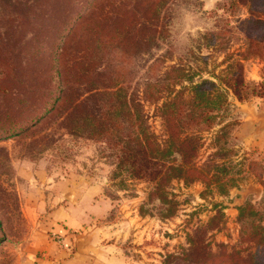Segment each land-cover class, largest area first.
Listing matches in <instances>:
<instances>
[{"label":"trees","instance_id":"trees-1","mask_svg":"<svg viewBox=\"0 0 264 264\" xmlns=\"http://www.w3.org/2000/svg\"><path fill=\"white\" fill-rule=\"evenodd\" d=\"M55 1L5 0L0 22H11L19 29L42 18L41 9ZM70 1L72 8H77L65 14L62 27L56 21L49 70L43 79L32 77L19 50L10 46L9 39L0 38V97L15 100L17 106L6 107L4 112L15 117L8 118V127L0 126V139L27 130L22 128L24 121L36 124L59 111L69 133H82L87 139L112 146L116 167L133 179H147L153 185L151 194L170 208L166 186L172 181L186 186L200 183L204 187L199 194L202 199L213 193L211 189L218 196H226L238 187V180L230 175L233 160L228 157L235 147L231 132L237 124L230 109L234 108L233 100L246 102L264 97V72L259 82L248 81L242 64L247 60L264 63V0H227L229 9L243 5L247 18H237L236 26L226 20L220 29L202 35L212 43L220 37L230 41L232 36L226 35L234 29L241 32L243 51L220 74L209 71V78H202L200 71L171 66L156 78H144L138 93L117 81L122 77L120 70L108 72L104 61L94 68V58L104 60L110 46L118 62L129 56L131 44L139 45L143 52L156 48L168 18L162 11L171 0ZM149 72H153L151 65ZM113 74L114 78H108ZM41 80L47 81L45 88L36 83ZM141 102L156 104L164 140L149 131ZM27 106L32 112L26 113L30 111ZM206 134L211 136L210 146L216 151L200 161ZM253 177L262 187V199L246 201L237 208V244H220L212 251L206 234L225 223L222 206L214 205L218 208L215 214L187 237L188 247L183 253L187 264H264V176ZM172 214L171 210L166 216ZM3 237L0 222V243Z\"/></svg>","mask_w":264,"mask_h":264},{"label":"rangeland","instance_id":"rangeland-1","mask_svg":"<svg viewBox=\"0 0 264 264\" xmlns=\"http://www.w3.org/2000/svg\"><path fill=\"white\" fill-rule=\"evenodd\" d=\"M4 1L0 0V8L5 5ZM72 5L69 0H57L41 9L44 12L42 18L25 23L19 29L11 22H0V35H3L0 38L9 39L10 46L19 50L32 77L41 76L43 79L49 70L51 44L57 32L56 21L59 20L62 27L65 14L73 13L77 8L76 5L72 8ZM227 6V0H171L162 11V15L168 18L156 48L143 52L139 45L131 44L133 50L129 56L118 62L110 46L104 60L94 58L93 67L104 61L102 64L108 72L120 70L122 77L117 81L136 93L143 86L144 78H156L171 66L181 65L185 69L200 71L202 78H209V71L220 74L243 51L241 32L234 29L233 33L226 35L232 36L230 41L227 37H220L212 43L202 35L220 29L226 20L236 26L237 18H247L243 5L234 9ZM127 8H131V3ZM242 64L246 80L259 82L253 77H261L264 63L247 60ZM150 65L153 66L152 73L149 72ZM114 75L108 78H114ZM36 83L41 88L47 86L45 80ZM13 101L0 97V126L8 127L9 119L15 117V114L4 112L7 106L17 108ZM142 106L148 116L146 124L149 131L160 141L164 140L163 122L155 113L156 104L146 102ZM230 110L231 117L236 119L235 108ZM63 117V113L56 111L36 124L24 121L22 128L27 130L0 139V222L4 236L0 243V260L12 258L29 238L34 222L30 217V205L35 204L42 190H50L51 180L70 178L95 182L102 189L98 201L106 202L107 207L87 224L89 227L95 224L98 230L96 245L100 248L115 247L127 264H187L185 260L188 259L183 255L188 247L187 237L207 223L218 210L214 207L217 204L222 206L225 223L220 224L218 230H208L206 236L211 249L218 250L220 244L228 247L237 244V214L234 217L231 212L236 198L234 189L252 179L253 174L264 176V159L260 156L236 146L232 149V154L228 155L233 160L230 175L238 180V187L231 189L226 196H218L211 189L213 193L202 199L199 194L204 187L200 183L186 186L182 182H170L166 186L168 198L172 201L170 208L151 194L153 185L147 179H133L116 167L112 146L87 139L82 133H69ZM210 137L209 134L204 135L200 161L216 151L210 146ZM171 210L173 214L166 216ZM80 230L82 233L87 227Z\"/></svg>","mask_w":264,"mask_h":264},{"label":"crops","instance_id":"crops-1","mask_svg":"<svg viewBox=\"0 0 264 264\" xmlns=\"http://www.w3.org/2000/svg\"><path fill=\"white\" fill-rule=\"evenodd\" d=\"M253 80L260 81V75ZM233 105L237 124L231 136L235 146L264 159V97L246 102L233 100ZM51 181L50 190H42L35 204L30 205L34 222L29 238L12 258L0 260V264H127L115 247H98V230L95 224H87L107 207L106 202L98 201L102 189L83 178ZM234 191V217L246 201L255 203L262 198V187L254 177ZM85 227L87 230L82 233L86 235L79 233Z\"/></svg>","mask_w":264,"mask_h":264}]
</instances>
